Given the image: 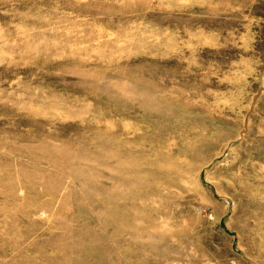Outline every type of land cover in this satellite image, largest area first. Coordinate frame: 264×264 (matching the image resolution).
Segmentation results:
<instances>
[{
  "label": "rangeland",
  "instance_id": "rangeland-1",
  "mask_svg": "<svg viewBox=\"0 0 264 264\" xmlns=\"http://www.w3.org/2000/svg\"><path fill=\"white\" fill-rule=\"evenodd\" d=\"M0 264H264V0H0Z\"/></svg>",
  "mask_w": 264,
  "mask_h": 264
}]
</instances>
